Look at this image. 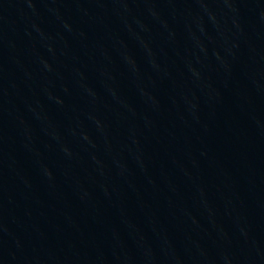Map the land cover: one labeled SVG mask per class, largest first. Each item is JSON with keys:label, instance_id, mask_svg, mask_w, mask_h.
<instances>
[{"label": "water", "instance_id": "95a60500", "mask_svg": "<svg viewBox=\"0 0 264 264\" xmlns=\"http://www.w3.org/2000/svg\"><path fill=\"white\" fill-rule=\"evenodd\" d=\"M0 264H264V0H0Z\"/></svg>", "mask_w": 264, "mask_h": 264}]
</instances>
